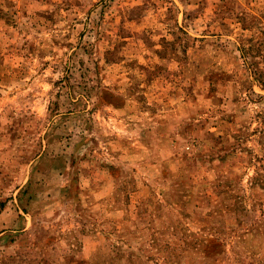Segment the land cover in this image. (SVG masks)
Returning <instances> with one entry per match:
<instances>
[{
    "label": "rangeland",
    "instance_id": "obj_1",
    "mask_svg": "<svg viewBox=\"0 0 264 264\" xmlns=\"http://www.w3.org/2000/svg\"><path fill=\"white\" fill-rule=\"evenodd\" d=\"M0 264H264V0H0Z\"/></svg>",
    "mask_w": 264,
    "mask_h": 264
}]
</instances>
